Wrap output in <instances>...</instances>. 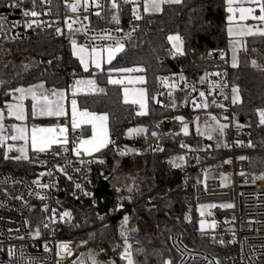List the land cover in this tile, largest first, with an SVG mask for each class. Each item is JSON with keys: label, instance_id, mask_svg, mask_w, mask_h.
Masks as SVG:
<instances>
[{"label": "trees", "instance_id": "16d2710c", "mask_svg": "<svg viewBox=\"0 0 264 264\" xmlns=\"http://www.w3.org/2000/svg\"><path fill=\"white\" fill-rule=\"evenodd\" d=\"M102 9L99 15H89L92 26H118L136 23L138 32L126 42L124 51L116 55L107 68H122L140 65L145 69L148 109L146 115H137L132 104L122 100L120 85L106 83L107 75H97L104 85V94H82L77 96L81 109L91 112L108 113V131L115 141L94 156L93 176L89 181L95 196L121 199L126 204L149 196L151 203H137L127 214V223L120 216L106 224L95 226L101 221L102 208L83 201L69 200L74 208V222L66 224V230H73L92 225L90 234L77 237L91 241L100 239L111 247H116L114 264H123L120 253L125 247V240L131 245L134 264H163L165 260L176 261L177 255L169 245V236L174 232L182 235L184 244L189 248L201 249L214 254L216 247L208 232L198 229V212L194 203V180L198 171L182 174L181 169L169 164V158L182 154L185 166L190 165V155L196 160L204 158L194 150L205 142H212L194 132L187 135L176 134L172 138L162 139V147L156 151H141L143 172L135 180L134 187L121 194L111 185L109 174L115 160L123 151L121 143H128L124 138L127 128L139 126L145 132L137 136L141 139H153L157 133L156 122L163 117L185 114L193 116L183 99L178 95L171 106L164 105L162 89L165 83L160 77L175 73L185 75L187 79L198 81L201 74L224 67L225 58L220 59L221 51L226 46L223 0H184L181 6H164L162 13L144 14L137 21L131 14V7L122 0L119 10L113 9L111 0H97ZM60 0H35L36 6H57ZM9 5V0L0 2V13ZM32 6V0H24L23 7ZM195 9V11H193ZM118 17L119 23L112 19ZM0 113L5 114V102L10 91L18 86L43 81L48 86L62 88L77 77L91 76L84 72L78 61L71 55L68 43L55 37L51 29H42L27 37L14 35L6 22L0 18ZM179 34L184 41V55L170 54L171 45L167 36ZM246 51L241 50L238 66H230L232 86H238L240 102L234 104V113L239 118L249 119L247 123L249 142L252 148L264 150V125H260L257 109H264V37H246ZM255 50V51H253ZM211 53V55H209ZM255 60L257 67L251 62ZM50 62V63H49ZM169 79L167 84L169 83ZM6 119V118H5ZM129 144L137 148L135 141ZM185 144L188 149L183 150ZM125 155H128L123 151ZM103 160L104 163L99 161ZM251 171L264 174V152L250 156ZM13 170L34 174L28 161L5 159L4 147L0 145V171ZM86 215L84 222L81 217ZM141 216L150 222V230L139 228ZM187 217V219L185 218ZM104 218V217H103ZM121 231L124 236H121ZM87 264H91L87 262Z\"/></svg>", "mask_w": 264, "mask_h": 264}, {"label": "built area", "instance_id": "2783aa9c", "mask_svg": "<svg viewBox=\"0 0 264 264\" xmlns=\"http://www.w3.org/2000/svg\"><path fill=\"white\" fill-rule=\"evenodd\" d=\"M73 2L75 0H60L56 7L36 6L35 10L40 13L38 19L42 22L41 27L34 25L32 28H25L23 22L31 18L22 15V8H11L7 5L6 9L1 11L0 18L6 22L14 35L27 37L39 30L51 29L54 36L61 38L64 43L69 42L68 35L77 34L85 45L99 48L115 47L116 41L122 42L125 46L139 30L136 23L115 27L92 26L88 17L101 12L102 7L98 1L78 0L76 12L66 7V3ZM45 3L48 4V0H45ZM31 8L32 6L23 7V9ZM140 11L142 14V7ZM14 22L20 24L12 27ZM68 24L72 25L71 34ZM57 28L61 29L60 34H57ZM221 52L224 53L225 58L224 67L221 69L201 74L198 81L187 79L181 73L172 74L169 83L162 89L164 105L171 106L176 102V96L181 95L186 106L193 112L191 118L185 114L176 115L182 116L183 121L176 120V116L163 117L156 122L157 136L153 139H141L134 135L127 140L128 144L131 140L135 141L141 151L159 150L162 147V139L181 134L184 125H189L202 113L211 114L221 124L228 126L224 129L226 136L224 150L216 147L213 142H205L194 150L204 158L196 160L190 155V165L185 166L182 171V174L198 171L193 186L194 203L196 207L206 206V218L215 224V227L208 232L216 247L215 253L187 247L181 238L182 235L174 232L169 236V245L177 255L174 264H209V262L216 264V261L220 264H264V179H247L252 173L250 156L264 150H256L248 146L249 131L246 123L243 127L237 126L238 117L233 109V86L230 81V64L226 47ZM181 75L184 80L180 79ZM201 77H204L203 81ZM201 92L204 93L203 97L200 96ZM59 125L65 126L66 121L60 119ZM67 141L65 147L60 149H46L42 152L35 150L28 160L35 171L33 175L9 169L0 171V249H3L0 251V264H9V262L10 264H58V259L59 264H71L72 260L78 258L81 253H87L89 249L97 253L96 258L102 264H111L114 262L116 247H111L100 239L91 241L89 237L86 239L77 237L84 233L89 236L92 225L73 230L65 229L66 224L73 223L75 219L74 208L69 200L83 201L92 206L99 205L103 209L100 215L104 218L95 226L127 215L140 201L151 203L149 198L151 193L130 204H126L121 199L108 202L107 198L95 196L88 184L93 176L95 155L77 156L72 151L77 144L76 134L70 132ZM109 142L114 144L112 136ZM182 145L183 150L188 149L185 144ZM242 156L247 159H239ZM216 162L220 164L215 165ZM58 167L67 174V177L57 171ZM210 171L212 175H209ZM41 173L44 175L41 176ZM221 174L228 175V182L222 180ZM73 179L77 181H72ZM40 184H47L50 187L42 188ZM77 184L80 185L79 188ZM40 196L46 198L41 200ZM228 204L233 207H224ZM209 205L215 207H208ZM118 206H122L119 211H112ZM45 207L47 211H43ZM53 209L56 210L55 223L49 219L53 216ZM65 211L71 213L70 219L65 218L68 220L67 223L60 220V214ZM85 217L86 215L81 217V222H84ZM25 221L28 223L26 224ZM44 223L49 224L47 229L43 227ZM37 228L40 236L34 238L33 234ZM81 241L87 243L81 244ZM45 242L50 251H44ZM58 242L69 243L73 255L58 258L56 255ZM10 247L15 250V255L11 258L8 255Z\"/></svg>", "mask_w": 264, "mask_h": 264}, {"label": "snow or ice", "instance_id": "6c2138e0", "mask_svg": "<svg viewBox=\"0 0 264 264\" xmlns=\"http://www.w3.org/2000/svg\"><path fill=\"white\" fill-rule=\"evenodd\" d=\"M23 3L24 0H9V7L11 8H22V15L24 17H30L31 19H28L23 22V26L25 28H32L34 25L36 27H41L42 22L38 19L40 16V13L35 10L36 3L35 0H32V8L31 9H23ZM124 5H131V14L135 18V20L139 21L142 19L141 15V7L142 12L144 14H155V13H162L164 11V6H181L184 4V0H123ZM111 6L113 9L119 10L120 4L117 2V0H111ZM226 11L228 13L227 21L229 24V27L227 29V33L229 36V46L232 49V61L231 66L233 68H236L238 66V52L241 50L246 51V45L244 38L246 37H264V28L259 27L258 25H264V0H226ZM66 7H68L72 12H76L78 9V0L77 2H73L71 4L66 3ZM97 7H100L97 5ZM257 10L259 14L257 15ZM195 11V9L193 10ZM237 13H239V16L237 17ZM97 15H99V12H97ZM87 19V17H85ZM113 20H115L117 23H119L118 17L116 15H113ZM256 21L258 22L257 25H249L245 23H241L244 21ZM67 23V21H65ZM20 24V22H14L12 24V27H16ZM49 26L50 25H45ZM3 28V24L0 23V29ZM69 32L71 34L72 32V25L68 24ZM135 29H133L134 31ZM57 34L61 33V29H56ZM233 37H236L238 39H232ZM69 39L71 40L72 45V54L74 56H78L80 60V64L83 66V69L85 72L89 70V64L91 63L94 65L95 69H101V61L97 58L96 49L93 48L91 50L92 55L88 56L86 59V49L82 46L78 47L75 40L71 39V35L69 36ZM167 41L171 45L170 54L172 55H180L183 56L184 53V41L182 37L179 34H172L167 36ZM108 58L107 62L111 64L112 60L115 58L116 53L123 52L124 51V44L120 41L115 42L114 48H108ZM255 51V50H253ZM211 55V53H209ZM224 58V53L221 52L220 59ZM50 63V62H49ZM252 66L255 68L257 67V63L255 60L251 62ZM102 70V69H101ZM261 71H264V68L260 69ZM112 71H116L119 73H143L145 69L140 66H134V67H122V68H114L109 70V79L108 83L112 85H123L125 84V80L123 79H112L111 73ZM207 75V74H206ZM216 75H219V73H216ZM162 83H165L167 86L168 77H160L158 78ZM181 80H184L183 75L180 76ZM204 77H201V80L203 81ZM144 77L143 76H136L133 78H128L126 81L127 85H134V84H143ZM77 85H83L87 89V92L89 94H104L105 90L100 89L96 87L95 81L93 80H77ZM44 83L41 82L39 84L32 85L28 89L25 88H15L13 89V92L20 93L19 96L15 97L17 100V103L15 104H8V115L9 116H15L17 120H24V109L21 101L25 99L27 95H31L32 99V115L36 116L37 110H39V113L41 115H49V116H61L64 115V108L60 101L64 97L63 92H53L52 95L57 97L55 101H52L49 99L48 95L44 94H38L34 89H43ZM83 89L77 88L73 92V96H75L76 91H82ZM193 90H195L193 88ZM232 93H233V104H236L240 97H239V88L238 86L232 87ZM200 96L203 97L204 93L201 92ZM123 102L125 104H139L141 111L137 112V115H146V104H145V90L144 89H136V88H129L127 86L123 89ZM72 104V127L76 128L78 126V123H87L92 125V135L89 139L81 140L79 145L72 149V151L79 156L81 154V149L83 152L87 155H91L93 152H99L101 149L106 148L109 144V136H108V120H109V114L108 113H97V112H90L87 109H84L83 111H78L77 109V100L75 98L71 101ZM207 107V105H205ZM257 114L259 116V123L260 125H264V109H257ZM79 116V122L77 120V117ZM3 113H0V121L3 120ZM176 120L183 121L184 118L182 116H176ZM213 121H215V117L211 118ZM227 119V118H225ZM238 127H243V124H240L237 121ZM228 127L224 124L217 123L216 126L212 125H206L205 131L200 134H207L208 138L211 139L212 132H215L219 130L221 133H223V130ZM13 132L15 134L10 136V139L13 141L16 140H22L25 142V144L28 143L29 137L27 136V129L23 127H17L16 125L12 126ZM198 132L200 131L199 128L197 129ZM0 131H3V124L0 123ZM146 130L143 128H136V129H129V134L135 132V133H142ZM61 134H63L64 129H60ZM183 132L185 135L188 134V126L184 125ZM152 136H157L156 132L152 133ZM6 138L3 136H0V145L3 144V141ZM31 147L33 150H39L44 151L45 147L57 143V137L55 135L54 129L52 128H36L33 127L31 130ZM68 141L65 139L63 143H67ZM249 147L252 146L251 142H249ZM183 147V145H182ZM11 150V147L9 148ZM17 151H19L24 159H28L27 155L25 154L26 149L24 147L18 148ZM67 151V149H65ZM131 151V150H128ZM120 155H124V152L121 151ZM4 158L8 159V153L5 152ZM19 159V157H17ZM185 159L184 156H178L174 157L171 160H169V164L173 167H180L179 162H183ZM239 159L244 160L247 159V157H239ZM101 164L104 163L103 160L99 161ZM230 162V161H229ZM83 163V161H81ZM41 176L44 175V173L40 174ZM241 175H244V173H241ZM264 179V174H262L260 177H254ZM42 188H49L50 186L47 184H40L39 185ZM54 186V185H53ZM77 188L80 187L79 184L76 185ZM116 191H119V189H116ZM87 194V193H85ZM41 200H44L46 197L40 196ZM122 206H118L116 208H113L112 211H119ZM208 207H215V205H209ZM224 207H233L231 204L224 205ZM43 211H47V208L43 209ZM53 216L50 217V221L52 223L56 222L55 219V212L56 210L53 209ZM203 215V213H202ZM65 218H71V213L68 211H65L60 214V220L64 221L65 223L68 222ZM100 219H103V217H99ZM187 219V217H185ZM129 217L125 215L123 217V223H127ZM27 224L28 221H25ZM43 227L47 229L49 227L48 223H44ZM210 227H215V224L213 223L210 225ZM200 228L201 231L205 228L204 221L200 222ZM11 231V230H10ZM92 236L93 234H89ZM34 238H37L40 236L39 228L36 229L35 233L33 234ZM121 236H124V232L121 231ZM17 239H23V237H16ZM223 243V241H220ZM87 241H81V244H85ZM44 251H50L47 242H45ZM131 245L127 243V240H125V247L124 252L121 254V259H124L127 261V264H134V260L132 257V253L130 251ZM0 251H3V249H0ZM9 257H13L15 255V250L13 247H10L8 250ZM56 255L58 258L62 259L63 256L71 257L73 255L72 249L69 247V243L67 242H58L57 243V251ZM97 253L94 250H89L88 253H81L80 256L74 260L71 261V264H87L88 261L91 262V264H100V262L97 260ZM10 264V262H9ZM59 264V259H58ZM111 264H114V262H111ZM163 264H172L171 260H165ZM211 264V262H209ZM216 264H220L219 261H216Z\"/></svg>", "mask_w": 264, "mask_h": 264}, {"label": "crops", "instance_id": "0c3cea01", "mask_svg": "<svg viewBox=\"0 0 264 264\" xmlns=\"http://www.w3.org/2000/svg\"><path fill=\"white\" fill-rule=\"evenodd\" d=\"M76 2V1H75ZM226 0H223V10L224 11V20H225V26L229 25L228 21H227V16L228 13L226 11ZM67 9H69L67 7ZM259 14L258 10H257V15ZM239 16V13H237V17ZM251 23L253 21L249 20V21H244L241 23ZM227 29V28H226ZM75 34H71V39L76 41V44L78 47L82 46L84 47L87 51H86V59L88 58V56L92 55L91 50L93 48L96 49V54H97V58L100 59L101 61V69H95L94 65H92L91 63L89 64V70L90 72H92L91 76L88 77H92L94 78L95 84L97 88L100 89H104V85H102V83L100 82L99 79H97V75L102 74V72H104L107 77H106V83H108V79H109V70L110 69H114V68H107V66L109 65V63L107 62V58H108V48H114V47H107V48H99V47H89L87 45H85L83 43V41H80V39H76ZM80 38V37H79ZM82 40V39H81ZM245 40V38H244ZM69 45V49H70V53L71 55L78 61L80 68L82 69V71H84L83 66L80 64V60L78 58V56H74L72 54L73 50H72V45H71V40L69 39L68 42ZM125 47V46H124ZM120 53V52H118ZM116 53V55L118 54ZM115 55V57H116ZM134 66H140V65H133L130 67H134ZM141 67V66H140ZM85 72V71H84ZM136 76H143L144 77V83L143 84H134V85H127L126 81L128 78H135ZM111 78L112 79H123L125 80V84L120 85L121 87V95H122V100H123V89L125 86L129 87V88H136V89H144L145 90V104H146V112L148 109V99L147 97V91H146V87H145V83H146V76L144 73H119L116 71H112L111 73ZM43 81H37L35 83L32 84H28V85H23V86H18L15 88H25L28 89L29 87H31L32 85L35 84H39ZM44 83V82H43ZM112 85V84H109ZM119 85V84H118ZM13 88V89H15ZM77 88H81L83 89L82 91H76L75 96H73V92L77 89ZM13 89L10 91L9 94V99L5 102L4 107H5V114L3 113V120L0 121V123L3 124V131H0V136L5 137L6 139L3 141V147H4V154L5 152L8 153V159H16V160H25L28 161L35 150L32 149L31 147V130L33 127L36 128H52L54 129L55 135L57 137V143H53L47 147H45L46 149H60L65 147V143H63V141L68 137V134L70 132L76 134L77 136V144L75 147H77L80 143L81 140L84 139H89L92 135V125L91 124H87V123H78V126L76 128L72 127V104L71 101L73 98H75L77 100V96L78 95H82V94H89L87 92V89L85 88V86L83 85H74V80L71 81L68 85H66L65 87H53V86H48L44 83V88L43 89H34V91H36L38 94H44V95H48L49 99L52 101H55L57 99V97L53 96L52 93L53 92H63L64 93V97L63 99L60 101V103L62 104L63 108H64V115L61 116H49V115H41L39 113V110H37V114L36 116L32 115V99H31V95H27L25 97V99L23 101H21L20 103H22L23 105V109H24V116L25 119L24 120H17L15 118V116H9L8 115V108L7 105L8 104H15L17 103V100L15 99V97L19 96L20 93H15L13 92ZM134 105L135 109H136V114L137 112L141 111L140 109V105L139 104H132ZM77 109L78 111H83L84 109H81L78 104H77ZM91 112V111H90ZM6 118V119H5ZM60 119H64L66 121V125L65 126H60L59 125V121ZM79 116L77 117V120L79 122ZM16 125L17 127H23L27 129V136L29 137L28 139V143L25 144L24 141L22 140H16L13 141L10 139V136L15 134L13 132L12 126ZM63 128L64 132L63 134H61L60 129ZM139 133H135L134 135H138ZM108 136H109V141L111 138V135L109 134L108 131ZM132 136V137H133ZM131 137V138H132ZM130 138V139H131ZM110 144V142H109ZM108 144V145H109ZM11 147V150H9V148ZM24 147L26 149L25 154L27 155L28 159H24L23 155L17 151L18 148ZM74 147V148H75ZM105 149V148H103ZM101 149V150H103ZM38 150V149H37ZM100 150V151H101ZM99 151V152H100ZM98 152H93L91 155H96ZM81 155H87L83 152V150L81 149ZM17 157H19V159H17Z\"/></svg>", "mask_w": 264, "mask_h": 264}, {"label": "rangeland", "instance_id": "374dc122", "mask_svg": "<svg viewBox=\"0 0 264 264\" xmlns=\"http://www.w3.org/2000/svg\"><path fill=\"white\" fill-rule=\"evenodd\" d=\"M77 2V0H75ZM0 2H2V0H0ZM245 24H249V25H257L258 22L256 21H253L251 23H246ZM259 27L261 28H264V25H258ZM229 25L225 26V34H226V50H227V57H228V61H229V64L231 66V61H232V49L230 48L229 46V36H228V33H227V29H228ZM227 28V29H226ZM76 39H80L79 36L77 34H75L74 36ZM232 39H238L236 37H233ZM245 41V40H244ZM240 52V51H239ZM239 52H238V56H239ZM77 80H93L94 81V78L92 77H77L74 79V85L77 86L76 84V81ZM233 95V94H232ZM239 97H240V94H239ZM240 102V99L237 103ZM214 117L212 116L211 114H200L198 115L196 118H194V120L192 121V123H190L188 126V133L190 131L194 132L195 134H198L206 139H209L208 138V135L207 134H200V133H203L205 131V128H206V125H212V126H216L217 123L221 124L217 119H215V121H213L211 118ZM136 128H142V127H139V126H133V127H129L126 129L125 133H124V138L125 140H129L133 134H135V132L129 134L128 130L129 129H136ZM199 128V132H198V129ZM182 133L183 135L184 132H183V129H182ZM212 135V138L209 139L211 140L216 147L218 148H221L224 150L225 148V143H226V136H225V133H224V130H223V133H221L219 130L215 131V132H212L211 133ZM141 149L139 147H137V150H136V153L133 154V155H119V157L115 160L114 162V165H113V168H112V171L111 173L109 174V180L111 182V185L115 188V189H119V193L121 194H127L135 185V180L138 178V176H140L143 172V160L141 158ZM178 156H183L182 154H177V155H173L169 158V160H171L172 158L174 157H178ZM180 163V167H177L181 170L184 169L185 167V162H179ZM220 162H216L215 165H219ZM252 173L249 175V177L247 179H251V178H254L256 176H261L262 173H257V172H253L251 171ZM222 176V180L224 182H228V175L227 174H221ZM197 209V212H198V221H197V224H198V229L200 232H209L213 229V227H210V225L213 224L212 221H209L207 218H206V206H198L196 207ZM203 213V215H202ZM201 221H204L205 223V228L203 231H201V228H200V222ZM150 222L148 221V219L145 217V216H141L140 218V222H139V228L143 231H149L150 230ZM129 244V243H128ZM130 245V244H129ZM131 249V248H130ZM131 251V250H130ZM124 252V248L122 250V252L120 253V257H121V254ZM123 260V264H127V261L122 259ZM100 264H102L100 262Z\"/></svg>", "mask_w": 264, "mask_h": 264}, {"label": "water", "instance_id": "95a60500", "mask_svg": "<svg viewBox=\"0 0 264 264\" xmlns=\"http://www.w3.org/2000/svg\"><path fill=\"white\" fill-rule=\"evenodd\" d=\"M68 36H70V35H68ZM238 121L239 122H241V124H247L248 122H249V119H243V118H241V117H239L238 118ZM120 147H121V149L123 150V151H125L128 155H133V154H135L136 153V150H137V148L135 147V146H133V145H130V144H128V143H121L120 144ZM128 150H131V151H128ZM57 171L59 172V173H61L64 177H67V174L66 173H64V172H62L61 171V169L58 167L57 168ZM209 175H212V172L210 171L209 172ZM86 179H83V181H85ZM72 181H77V179H73ZM89 250H91V249H89ZM89 250L87 251V253L89 252ZM88 262H90V261H88ZM91 263V262H90Z\"/></svg>", "mask_w": 264, "mask_h": 264}, {"label": "flooded vegetation", "instance_id": "af4514ba", "mask_svg": "<svg viewBox=\"0 0 264 264\" xmlns=\"http://www.w3.org/2000/svg\"><path fill=\"white\" fill-rule=\"evenodd\" d=\"M98 260V259H97ZM99 261V260H98ZM100 262V261H99Z\"/></svg>", "mask_w": 264, "mask_h": 264}]
</instances>
